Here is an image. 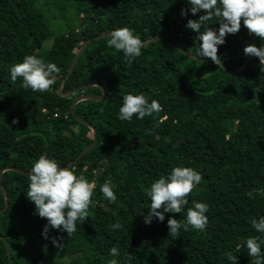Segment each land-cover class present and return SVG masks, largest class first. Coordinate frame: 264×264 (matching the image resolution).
I'll return each instance as SVG.
<instances>
[{"label":"trees","instance_id":"16d2710c","mask_svg":"<svg viewBox=\"0 0 264 264\" xmlns=\"http://www.w3.org/2000/svg\"><path fill=\"white\" fill-rule=\"evenodd\" d=\"M79 22L64 35H53L37 0H0V172L15 168L30 173L42 154L60 167L68 166L94 141L93 131L73 114L74 102L82 96H102L101 87L85 88L62 97L74 58L84 42L93 39L62 90L99 83L107 90L102 101H84L78 117L98 133L96 146L71 169L96 188L88 219L77 221V230L50 229L42 235L46 218L35 212L26 198L28 175L7 172L2 183L9 208L0 215V236L11 246L15 264H72L76 256L84 264H252L246 240L264 234L252 227L264 217V70L253 58L240 74H228L222 65L191 58L173 43L198 56L199 33L186 28L188 19L198 20L186 0H71ZM208 27L219 28L216 18ZM127 27L146 43L129 66L122 51L95 37ZM201 31H203V26ZM53 37L49 50L46 40ZM258 37L243 27L226 36L218 56L232 72L239 71L248 57L244 47ZM34 55L60 69L56 83L47 92L22 87L11 81L10 68ZM204 58V57H201ZM210 59V58H207ZM126 94H143L157 100L162 111L144 119L133 116L121 121L119 108ZM17 121L13 123V121ZM191 167L202 180L182 213H165L163 222H144L150 207L147 192L160 176L174 167ZM109 181L116 201L103 197L100 187ZM206 203L209 211L204 231L180 229L169 236L170 217L184 222L192 201ZM0 188V210L5 208ZM119 223V230L111 225ZM63 237L60 240V237ZM52 238L63 244L57 248ZM239 250H237V246ZM118 246L119 255L110 249ZM264 254V244L261 245ZM65 259H70L65 261ZM0 264H10L5 243L0 241Z\"/></svg>","mask_w":264,"mask_h":264},{"label":"clouds","instance_id":"9594fccd","mask_svg":"<svg viewBox=\"0 0 264 264\" xmlns=\"http://www.w3.org/2000/svg\"><path fill=\"white\" fill-rule=\"evenodd\" d=\"M186 2L190 9H182V17L187 16L189 11L192 15L202 10L205 13L199 16L198 20L188 19L186 24V28L199 33L196 37L200 41L198 57L210 58L213 63L220 66L218 46L225 43L228 34H237L242 23L249 35L264 42V0H186ZM213 18L219 23L218 29L207 26V22ZM107 44L118 52L122 51L124 61L129 66L142 54L141 49L145 46L141 38L127 27L113 30ZM243 51L246 56L257 57L261 70H264V46L257 47L252 43L245 46ZM59 72L60 69L55 63L46 64L34 55H26L22 62L10 68V77L13 83L20 78L24 89L47 92L56 83V75ZM160 111L162 106L157 100L153 99L149 103L143 94H126L123 96L118 118L131 122L134 115L137 119H144ZM201 180V174L191 167H174L166 177L160 176L147 192L150 207L144 215V222L150 224L153 218L163 222L165 213H182L189 204L188 197ZM28 181L26 198L35 204L36 214L47 220L42 233L45 239L49 238L50 229L66 232L70 237L77 230V221L85 222L88 219V209L96 188L95 181L89 182L83 175L77 176L71 168L60 167L54 159L48 158L47 154L40 155L33 163ZM100 191L105 199L113 203L116 201V194L109 181H105ZM208 211L206 203L193 200L192 206L187 208L184 222L172 217L168 219L169 236L178 238L181 228L187 230L191 227L204 231L208 224V217L205 215ZM251 224L256 232L264 234V217L259 220L253 219ZM111 227L119 230L122 225L116 223ZM62 239L61 236L60 240ZM52 243L60 249L63 246L56 238H52ZM262 244L264 237L261 236L249 237L246 240L247 254L254 258L252 264H264ZM239 247L238 245L237 250ZM109 254L113 257L118 256V246H113ZM226 256L231 264H238L237 256L231 252L226 253ZM126 257L128 264H131V254L127 253ZM109 264H117V261L111 260Z\"/></svg>","mask_w":264,"mask_h":264},{"label":"water","instance_id":"95a60500","mask_svg":"<svg viewBox=\"0 0 264 264\" xmlns=\"http://www.w3.org/2000/svg\"><path fill=\"white\" fill-rule=\"evenodd\" d=\"M110 37V33H107V34H102V35H99L97 37L94 38V40H100V39H104V38H108ZM162 37H157L149 42H146L144 43V45H148V44H151V43H154L158 40H161ZM93 39H88L84 42L82 48L80 49V51L78 52V54L76 55V57L74 58L75 60L73 61V64L70 68V71H69V75H68V78L69 76L72 74L73 70L75 69L78 61L80 60V58L83 56V54L86 52V50L88 49V45L90 44V42L92 41ZM173 45L175 47H177L179 50H181L182 52H184L185 54H187L188 56H190L191 58L193 59H196L198 61H202V62H212L211 59H207V58H201V57H198L196 55H193L192 53L186 51L185 49H183L181 46L173 43ZM253 58H257V57H248L247 60L245 61L243 67L239 70V71H236V72H232L228 69L227 65L223 62H221V65L223 66V68L225 69V71L228 73V74H240L242 73L247 67L248 65L250 64V62L252 61ZM67 78V79H68ZM67 79L64 81L63 83V86L60 90V94L62 97H66V96H69V95H72V94H75L76 92L80 91V90H83L85 88H90V87H101L104 91V94L102 96H82L80 98H78L74 104H73V107H72V112L74 114V116L82 123H84L86 126H88L92 131H93V134H94V141L93 143L91 144V146H89L88 148H86L69 166L68 168H72L75 164H77L80 160H82V158L88 153L90 152L91 150H93V148L96 146V143H97V139H98V133H97V130L96 128L90 124L88 121L78 117L77 113H76V108L77 106L84 102V101H102L104 100L106 97H107V90L104 86H102L101 84L99 83H91V84H86V85H83L81 87H78L76 89H74L73 91H70V92H66V94H64L62 92L66 82H67ZM7 172H15V173H19V174H23V175H28L29 173H26L22 170H19V169H15V168H5L3 170H1L0 172V188L3 192V195H4V198H5V208L3 210H0V215L5 213L8 208H9V196H8V192H7V189L6 187L3 185L2 183V176L3 174L7 173ZM0 241L4 242L5 243V246H6V250H7V254H8V258H9V263L10 264H15L14 261H13V257H12V251H11V246L9 244V242L7 241L6 238H4L3 236H0Z\"/></svg>","mask_w":264,"mask_h":264},{"label":"rangeland","instance_id":"374dc122","mask_svg":"<svg viewBox=\"0 0 264 264\" xmlns=\"http://www.w3.org/2000/svg\"><path fill=\"white\" fill-rule=\"evenodd\" d=\"M36 6L44 13L46 21L50 26L53 35H64L70 29L78 27L81 22L76 15L75 4L71 0H37ZM53 43V37H50L44 43L43 49L49 50ZM84 257L76 256L72 264H84L81 259ZM70 259H65V261Z\"/></svg>","mask_w":264,"mask_h":264}]
</instances>
